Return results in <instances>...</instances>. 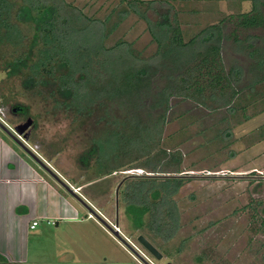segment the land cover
Returning a JSON list of instances; mask_svg holds the SVG:
<instances>
[{
	"label": "rangeland",
	"instance_id": "obj_1",
	"mask_svg": "<svg viewBox=\"0 0 264 264\" xmlns=\"http://www.w3.org/2000/svg\"><path fill=\"white\" fill-rule=\"evenodd\" d=\"M1 1L0 117L5 122L0 119V138L14 150L10 166L24 161V171L33 170L30 175L39 180L30 185L33 190L15 195L12 190L0 218L12 223L14 214L18 219L34 216L38 226L24 234L23 243L30 258L56 264H264V81L253 67L257 59L250 56L253 49H264V30H243L241 41L252 38L235 43V21L228 19L249 10L252 0H159L166 2L160 12L170 10L163 22H175L184 42L226 18L222 63L226 71H242L229 105L218 106L212 99L201 105L174 95L167 108L157 103V93L165 88L166 75L181 67L174 64V54L157 55L148 22L158 15L144 12L145 2L134 10L132 0ZM42 3L56 8L45 29L38 26L33 8ZM26 6L33 9L20 17ZM99 42L100 50L94 46ZM73 51L80 62L89 61L86 72L77 70L72 77L82 85L75 89V104L103 94L93 101L102 106L88 119L80 118L72 92L63 89L68 82L61 61L71 63ZM146 64L150 84L136 82L139 91L116 101L106 97L104 91L119 86L116 78L124 71ZM129 98H135L134 104ZM28 122L27 142L21 145L15 132ZM19 174L2 176L9 175V183ZM174 177L186 179L167 198L161 216L167 223L169 215L177 218L175 235L163 241L148 215L143 228L133 229L125 202L139 197L151 204L152 191ZM13 200L17 205L9 210ZM139 234L162 252L161 261L136 241Z\"/></svg>",
	"mask_w": 264,
	"mask_h": 264
},
{
	"label": "trees",
	"instance_id": "obj_2",
	"mask_svg": "<svg viewBox=\"0 0 264 264\" xmlns=\"http://www.w3.org/2000/svg\"><path fill=\"white\" fill-rule=\"evenodd\" d=\"M143 3L145 4V13H147L148 11H153L155 15H158V18L156 20H150L148 22V28L153 34L154 40H156V42L158 43L157 55L160 54L161 57L174 54V64H180L181 67V71L179 67H175V71L166 75L167 84L165 88L161 89V91L157 93V103H159L160 106H164L165 108H167L168 98L175 95L180 96L183 99L193 100L201 105H205L207 102L206 100L208 99L216 101L218 106L229 105V103L238 94L237 89H235L232 85H235L239 81V76L242 74V71L239 69V67L234 70L226 71L222 63L220 43L222 40L223 31L221 24L224 20H226V18L220 20L218 24L210 25L207 29L201 31L200 35H198L197 37L195 36L189 39L187 42H184L181 32L179 31V28L176 26L175 22L171 25L167 22V20L166 22H163V19H166L168 16L167 14H169L170 12V10L168 11V8L165 9V13L159 11V9H162L164 4H166L165 1L155 0L147 2L143 0H132L130 2V5H132L134 10H140L138 7L136 8V4ZM31 7L32 6L24 7L21 11L20 17H28V10L34 8L37 9V16H39V18L37 17L36 20L38 26L43 29L50 26L52 17L49 16V14L54 11L55 7L53 8L45 3H42L40 8L38 7V5L34 6L33 8ZM170 9L172 10V7ZM3 10L4 8L2 7V1L0 0V17L2 16L1 12ZM173 18L175 19V13L173 15ZM228 19L235 21L233 28V40L235 41V43L244 45L245 42L247 43L248 40L252 38V36L247 35L245 39H243L244 41H241V39L239 38V32L250 29L264 30V0H252V6L249 10L238 13L236 16L231 15ZM0 24H3V20L1 19ZM6 30H8V27H6ZM164 42H167L169 44L167 48H164ZM197 42H199L200 47L196 50L194 48L198 47L196 46ZM249 45V47H252L251 44ZM94 46L98 47V49L99 47L102 48L101 42L95 44ZM82 51H84V48L82 49ZM92 51H94L93 53L97 52L96 50ZM253 51H256V53H252ZM253 51L250 53V56H252L254 60L257 59L253 67H255L256 71L260 72L259 79L264 81V49H253ZM87 57L89 58V56ZM78 59L79 58H75L74 55L73 59H71L70 61L71 63H69V61L67 63L61 61V64L66 68V70L63 71L62 78L65 82H68L66 86L64 85V88L63 86L61 87L64 90L69 91V93L72 92L71 97L74 98L72 104L76 107L77 113L80 118L88 119L90 118L92 112H96V110L99 109L100 106H102L101 103L93 106V101L98 97H102L103 94L102 92L97 93L93 100L92 96H86L81 100L79 105L75 104L76 97L79 94L75 89H79V87H82V85L78 82H72V77L77 70L86 72L89 67V61L86 62V60H83L82 62H80ZM22 60L23 59H18V61ZM108 61L109 58L105 60V63ZM68 64H70V67ZM31 66L33 67V65ZM106 66L108 68L109 64ZM150 70L151 69L149 68V65L146 64V67L138 66L134 70L132 69L124 71L122 76L116 78V80L120 82V85L118 86L116 84V86L109 88L108 91H104L105 93H107L106 97L116 101L119 97L121 98L125 95L131 96L132 94H134V91L140 90L139 88H136L138 86L136 85V82H146L144 83V85L151 83L152 73H148V71ZM83 74L84 77L81 78V80H83L84 84L85 82H87L85 80V77L87 76L86 73ZM227 93L228 95H226ZM134 99L135 98H129V103L134 104ZM84 100L85 102L82 103ZM120 104L123 105L125 103L120 102ZM18 109H21V107L19 106ZM229 110L233 111V108L229 107ZM185 179L186 177H174L162 181V183L160 184V191H162V195L160 194V191L158 189L153 190L152 196L154 198V202H151V204L148 203L145 199H140L139 197H136L135 199L132 198L130 199V201H126L125 210L126 213L130 216L132 228H143V226L145 225L144 218L146 215H148L150 225H152L155 233L162 236L163 241L170 240L177 231L178 220L173 216V214H171L169 215L170 222L167 223L164 220L165 218L161 216L163 214L162 208H164L168 204L167 198L169 199L177 192V190L184 183Z\"/></svg>",
	"mask_w": 264,
	"mask_h": 264
},
{
	"label": "crops",
	"instance_id": "obj_3",
	"mask_svg": "<svg viewBox=\"0 0 264 264\" xmlns=\"http://www.w3.org/2000/svg\"><path fill=\"white\" fill-rule=\"evenodd\" d=\"M184 1V0H182ZM14 150L0 138V198L4 197L5 204L0 201V214L3 205L6 206L8 202L9 193L13 191L14 195L18 194V192H24L25 190H33V186L31 184H36L38 182L39 177H34L30 175L31 173H36L33 170H28L25 172V162L20 160V163L16 160L13 162L14 164L10 166V157L13 155ZM30 169V166H27ZM3 173H20V176H14L13 179L16 181L11 180L9 183L7 179H10L8 176L5 178L2 176ZM26 175H22V174ZM13 183V184H12ZM17 184H22L21 187H17ZM7 185V186H6ZM15 185V187H12ZM25 185H28L26 187ZM17 205L13 200L7 207L9 210L12 209L13 206ZM25 206V205H24ZM37 211V208H36ZM90 215V214H89ZM18 214H14V218L11 219L10 222H5L0 218V264H56L55 263H44L40 261L34 260L30 258L29 252L24 250L23 243L26 241L24 240V234L30 233L31 231L35 230L38 224L31 228V223L34 221L32 216L27 218H17ZM59 263L61 264H112L108 261L105 262H85L80 263L77 261H62ZM58 264V263H57Z\"/></svg>",
	"mask_w": 264,
	"mask_h": 264
},
{
	"label": "water",
	"instance_id": "obj_4",
	"mask_svg": "<svg viewBox=\"0 0 264 264\" xmlns=\"http://www.w3.org/2000/svg\"><path fill=\"white\" fill-rule=\"evenodd\" d=\"M30 125V122H28L26 125H24L21 129H20V131H18V132H15V135L17 136V138H19V136H21L22 137V139H20L19 138V143L22 145V141L21 140H24V141H26V139L24 138V136H27L26 135V132H27V128H28V126ZM16 138V139H17ZM18 140V139H17ZM32 154V153H31ZM32 156L33 157H35L36 159L38 158L35 154H32ZM38 160V159H37ZM39 161V163L41 164V161L40 160H38ZM42 165L43 166H45L46 167V165L44 164V163H42ZM53 175H55L56 176V174L55 173H53ZM64 184V186L66 187V188H69L70 189V191H72V192H74L73 191V189L71 188V187H68L67 185H66V183H63ZM92 215V214H91ZM114 231V234L120 239V240H122L121 238H120V234H119V232L117 231V230H113ZM136 241L150 254V255H152L156 260H158V261H161L162 259H163V254H162V252H160L159 250H158V248L150 241V240H148L143 234H139V235H137V237H136ZM122 242H124L123 240H122ZM125 243V242H124ZM138 254V253H137ZM165 264H173L172 262H170V261H167Z\"/></svg>",
	"mask_w": 264,
	"mask_h": 264
},
{
	"label": "built area",
	"instance_id": "obj_5",
	"mask_svg": "<svg viewBox=\"0 0 264 264\" xmlns=\"http://www.w3.org/2000/svg\"><path fill=\"white\" fill-rule=\"evenodd\" d=\"M0 111H1V110H0ZM1 116H2V114H1ZM2 117H4V116H2ZM0 119H1L3 122H5V121L3 120V118L0 117ZM19 138L22 139L21 136H19ZM22 141H24V140H22ZM24 142H27V141H24ZM33 149L38 150V147H37L36 145H33ZM33 149H32V150H33ZM34 153L38 154L37 152H34ZM38 155H39V154H38ZM73 191H74V190H73ZM90 215H91V214H90ZM37 224H38V222H37L36 220L32 221V223H31V228L35 227ZM113 227H114L115 230H117L119 233H121V230L119 229V227H118L117 225H113ZM125 238H126L128 241H130V239H129L128 237H125Z\"/></svg>",
	"mask_w": 264,
	"mask_h": 264
}]
</instances>
